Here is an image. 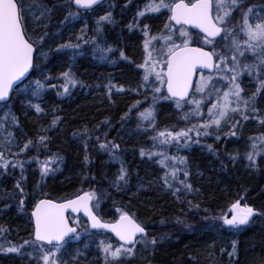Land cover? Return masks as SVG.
<instances>
[{
	"label": "snow or ice",
	"instance_id": "1",
	"mask_svg": "<svg viewBox=\"0 0 264 264\" xmlns=\"http://www.w3.org/2000/svg\"><path fill=\"white\" fill-rule=\"evenodd\" d=\"M65 3L67 15L61 21L62 24L74 21L83 14L96 13L102 0H65ZM34 9H38V14ZM51 12V8L37 0H31L27 5L25 0H0V170L3 174L19 170L21 179L14 188L21 197L24 196L21 181L26 179L27 166L35 163L41 179L59 170L63 159L59 154L45 155L42 160L39 157L41 149L45 152L48 150L51 138L47 133L59 126L61 118L53 115L47 127L39 128L34 138L28 137L21 145L13 131L9 130L19 128L18 117L12 111L10 102L14 96L19 95L21 103L39 116L44 112L40 101L48 89H55L57 96H67L73 88L84 86L76 79L71 64L68 70L61 71L55 78L56 83L52 82L53 77L50 75H44L43 80H31V75L37 71L43 75L37 60L39 55L47 56L43 47L50 35L45 20L50 19ZM236 12L240 13L239 17L234 14ZM26 13H30L32 19L46 29L38 41L28 34ZM254 13V7L248 5L247 0H146L126 25L129 32L139 31L143 37V61L136 65L142 70L138 89H145V97L149 91L152 93L153 105L158 99H163L171 101L177 110L187 108L180 117L186 126L181 128L158 130L154 107L150 105L140 111L143 106L140 100L121 117L123 121L130 117L133 109L136 110L138 127L148 132L153 141L152 147L141 148L139 155L149 160L159 157L156 163L164 169L161 177L163 185L177 199H180L179 193L187 194L196 190L188 182L186 158L166 154L167 148L175 147L178 152L180 148L190 147L192 143H200L202 137L213 135L216 141H221L222 135L226 140H239L240 129L250 120L264 128V115H261L258 106L260 98L264 97V17L256 14L253 20ZM151 15L166 16V23L159 34H152L146 22ZM115 23L112 12L105 11L104 15L95 19V35L88 36L85 24L75 37V43L71 39L59 43L55 51L69 54L66 50H70L69 59L74 61L76 56L84 54L82 45L91 44L94 58L98 53L100 60H107L108 54L113 53L114 49L111 46L104 47L100 41L105 26ZM192 29L197 31L192 32ZM119 58L127 59L123 50L119 51ZM198 73L199 80H196L194 77ZM245 74L256 83L250 95H244L245 87L242 86L241 77ZM105 88L110 101L113 89L118 93L125 91L111 81ZM137 94H140L138 90ZM102 123L108 124V121ZM92 135L87 128L73 133V137L84 141L86 164L87 141ZM96 139L100 150L106 151L113 163L120 164L110 186L116 191H124L130 177L120 157V146L112 141L101 143L98 136ZM157 146L161 147L158 149ZM206 147L210 152L215 151L212 144ZM32 149H36L35 155ZM257 157L264 162V131L249 137V150L244 155L246 167H256ZM230 158L236 161L239 155ZM181 173L184 179H180ZM24 203L21 198V207ZM188 203L192 206L191 201ZM99 206L95 189L81 190L80 194L64 202L39 199L31 212V240H24L21 244L0 242V253L26 255L28 264H33V261L35 264H67L61 258L66 246L72 240H80L82 236L80 213L87 217L84 233L96 241L97 258L102 264H126V260L135 255L137 245L143 243L147 247L148 244L155 246L158 243L156 238L148 240L144 225L123 207L115 206L113 219L105 221L99 215ZM195 207L199 208V204ZM258 214L254 208L243 204L241 198L232 202L227 212H222L214 219L228 229L239 230ZM6 232L7 229L0 226V237ZM236 250L237 245L233 241L229 256H234ZM80 254L77 252L73 259Z\"/></svg>",
	"mask_w": 264,
	"mask_h": 264
},
{
	"label": "trees",
	"instance_id": "2",
	"mask_svg": "<svg viewBox=\"0 0 264 264\" xmlns=\"http://www.w3.org/2000/svg\"><path fill=\"white\" fill-rule=\"evenodd\" d=\"M42 1L52 9L50 19L45 20L50 39L43 47L47 56L39 55L37 60L43 75L37 71L31 75V80H43L44 75H50L53 77L52 82L56 83L55 78L61 71L68 70L71 64L76 79L84 86L73 88L67 96H57L55 89H48L40 101L44 112L39 116L21 103L19 95L10 102L12 111L18 117L19 128L9 130L13 131L21 145L28 137L34 138L39 128L47 127L53 115L61 118L59 126L47 133L51 138L48 150L45 152L41 149L39 158L42 160L45 155L57 153L63 159L59 170L43 179L35 163L27 166L26 179L21 181L24 186L23 197L14 188L21 179L19 170H10L8 174L0 170V226L7 229L6 234L0 237V242L21 244L24 240H31L33 229L30 212L39 199L61 202L80 194L81 190L95 189L99 197L98 212L105 221L113 219L115 206H121L144 225L149 241L152 238L158 241L155 246L137 245L135 255L126 264H264V162L258 157L257 166L248 168L241 165L240 156L236 161L230 158L239 155L249 137L258 135L264 128L250 120L240 129L239 140H226L222 135L221 141H216L213 135L202 137L200 143H192L178 152L175 147L167 148L166 154L186 158L188 182L196 190L187 194L179 193L180 199H177L163 185L161 177L164 169L156 163L159 157L149 160L139 155L140 149L151 148L153 141L148 132L138 127L136 110L133 109L129 118L121 120L124 113L140 100L143 105L140 111L150 105L154 107L158 130L186 126L180 117L187 110H177L171 101L163 99H158L153 105L152 93L149 91L145 97V89H138L142 70L136 65L143 61V37L139 31L129 32L126 25L146 0H131L130 3L129 0H106L96 13L84 14L80 22L65 21L62 33L71 28L74 35L75 28L80 26L82 29L87 24V29L91 30L88 36L95 35V19L104 15L105 11H111L116 21L105 26L100 41L104 47L111 46L114 49L113 53L108 54L109 59L100 60L98 53L94 58L93 46L88 44L82 45L84 54L76 56L74 61L69 59L70 50H66L69 54L55 51L59 43L69 39L76 42L75 35L72 38L71 35L64 36L61 40H58L61 37H56L61 21L67 15L65 0L57 3ZM247 4L259 8L264 15V0H247ZM162 17L166 19L165 15H151L146 21L152 34H159L166 23L162 22ZM33 25L34 21L27 26L28 34L38 41L46 29L39 22L34 28ZM120 50L125 52L127 59L119 58ZM113 60L116 62L112 63ZM109 81L125 89L121 93L113 89L111 101L105 88ZM242 86L245 87L244 95H250L256 83L246 76L243 77ZM258 106L261 115H264V97L260 98ZM105 120L108 124L102 123ZM85 128L93 133L87 141V164L84 161V141L73 137L74 132H82ZM97 136L101 143L112 141L120 146V157L130 177L124 191H116L110 186L120 164L113 163L108 153L100 150ZM207 144H212L215 151L210 152ZM160 147L157 146L158 149ZM32 154H36V149H32ZM180 179H184L182 173ZM21 198L25 201L22 207ZM241 198L243 204L259 213L248 225L239 230L228 229L214 219L222 212H227L231 203ZM188 201H191L192 206H189ZM197 204L199 208L195 207ZM80 219L81 239L70 241L61 258L67 264H102L97 258L96 241L84 233L86 222ZM233 241L236 242L237 250L230 257ZM77 252L81 254L73 259ZM0 264H28V258L15 253L0 254Z\"/></svg>",
	"mask_w": 264,
	"mask_h": 264
},
{
	"label": "rangeland",
	"instance_id": "3",
	"mask_svg": "<svg viewBox=\"0 0 264 264\" xmlns=\"http://www.w3.org/2000/svg\"><path fill=\"white\" fill-rule=\"evenodd\" d=\"M37 2H42L43 3V1L42 0H37ZM31 3V0H25V4L27 5V4H30ZM105 8V7H104ZM255 9V13L253 14V20H255V18H256V14H259L260 16H262V17H264V15H263V13L261 12V10L259 9V8H257V7H255L254 8ZM34 11H36L37 12V14H38V9H34ZM27 15H28V25L29 24H31L32 23V21H34L33 19H32V16H31V14L30 13H26ZM237 17H239L240 16V13L239 12H236V13H234ZM84 15V14H83ZM83 15H81V17L83 16ZM81 17H79L78 19H76V20H74V21H79L80 22V20H81ZM162 19V22L163 21H166V19L164 18V17H162L161 18ZM37 22L38 21H34V25H33V28L36 26V24H37ZM165 23V22H164ZM64 27H65V25L64 24H62L60 27H59V34L57 35L56 34V37H61V38H59L58 40H61L64 36H69V35H71V38L72 37H74V35H75V37L78 35V34H80V31H81V27L79 26V28H75L76 29V31H75V33H74V35H73V33L71 32L72 30H71V28H69L66 32H64V33H62L63 31H64ZM73 27H74V25H73ZM84 28V27H83ZM82 28V29H83ZM163 29V28H162ZM74 30V29H73ZM88 33H91V30H90V28H88L87 29V34ZM94 34V33H93ZM63 35V36H62ZM32 39H33V36H32ZM34 40V39H33ZM251 57H249V59H250ZM247 75L245 74V75H243L242 77H241V80H242V82H243V77H246ZM198 80H199V78H198ZM185 110H187V108H185ZM249 150V140H248V142L245 144V146L243 147V149L242 150H240L239 151V156H240V160H241V165L243 166V167H246V164H247V161L244 159V155H245V153L247 152ZM258 158V157H257ZM142 245H143V243H141ZM0 254H4V253H0ZM127 260H129V259H127ZM126 260V261H127Z\"/></svg>",
	"mask_w": 264,
	"mask_h": 264
},
{
	"label": "water",
	"instance_id": "4",
	"mask_svg": "<svg viewBox=\"0 0 264 264\" xmlns=\"http://www.w3.org/2000/svg\"><path fill=\"white\" fill-rule=\"evenodd\" d=\"M47 1L52 2V3H56V2H61V1H63V0H47ZM104 1H105V0H102V3H103ZM192 31H193V32H196L197 30L192 29ZM198 74H199V73H198ZM198 74L194 77V79L197 80ZM205 74H207V71H205ZM166 94H167V93H166V91H165V95H166ZM54 202H55V201H54ZM61 202H64V201H61ZM32 210H33V209H32ZM31 212H32V211H31ZM31 212H30V217H31ZM66 215L75 216L76 214L66 213ZM79 216H81V217L85 220V222L87 221V217L83 216V213H80ZM31 221H32V220H31ZM32 229H33V224H32ZM109 235H111V234H109Z\"/></svg>",
	"mask_w": 264,
	"mask_h": 264
}]
</instances>
